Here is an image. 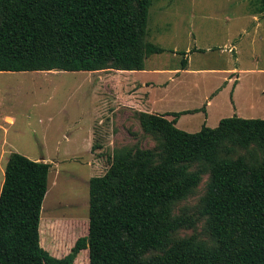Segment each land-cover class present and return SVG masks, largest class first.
<instances>
[{"label": "trees", "instance_id": "obj_1", "mask_svg": "<svg viewBox=\"0 0 264 264\" xmlns=\"http://www.w3.org/2000/svg\"><path fill=\"white\" fill-rule=\"evenodd\" d=\"M152 1L0 0V71L144 69L146 54L166 50L143 42ZM195 111H133L157 150L116 151L106 171L89 178L88 233L62 257L39 243L50 163L11 152L0 189V264H74L85 248L88 264H264V118L232 115L192 132L175 125ZM234 147L244 153L221 156ZM205 171L201 214L210 247L193 236L170 238L193 224L172 206ZM74 221L72 235L83 218Z\"/></svg>", "mask_w": 264, "mask_h": 264}, {"label": "rangeland", "instance_id": "obj_2", "mask_svg": "<svg viewBox=\"0 0 264 264\" xmlns=\"http://www.w3.org/2000/svg\"><path fill=\"white\" fill-rule=\"evenodd\" d=\"M262 9L264 6L260 0H153L143 42H153L166 50L146 54L144 63L149 69H155L152 66L157 65L179 67L186 55L183 51L201 48L204 51L187 52L190 53V66L221 69L231 65L235 52L231 51L230 45L239 41V65L264 68ZM215 47L225 54L213 51ZM170 68L151 70L153 73L147 77L163 83L171 76L167 73ZM217 69L202 75L180 74V85L174 83L171 88L176 86L174 89L180 88L181 93L172 98L170 104L178 108L195 106L206 90L222 83L225 73ZM121 72L112 68L45 76L0 72V189L11 152L21 153L30 159L41 155L52 158L45 160L50 167L39 219V243L53 256H64L79 237L88 233L89 178L102 175L116 151L135 147L157 150L156 136L141 129L137 115L120 112L119 89L122 82L143 79L138 74ZM243 76V81L258 79L256 82L264 83V70L258 74L244 73ZM152 92L159 94L160 87ZM102 102L108 118L101 127L92 123L91 129L88 119L83 116L69 122L71 114L85 111L88 115ZM61 108H66L68 114L55 117L52 123L34 120L33 112ZM259 115L263 116L255 117L264 118V114ZM27 117L32 118L27 122ZM197 130L199 128L194 125L186 131ZM67 134L69 137L64 139ZM243 153V149L234 147L230 154L223 150L221 156L233 157ZM198 165L194 162L191 169ZM208 180L209 174L205 171L198 184L173 203V214L186 215L193 224L172 232L171 239L193 236L197 243L206 247L214 244L206 216L201 214ZM74 218H83V223L81 231L72 235ZM42 223L44 235L41 234ZM42 237H45L43 244ZM88 258V249H81L74 264H88Z\"/></svg>", "mask_w": 264, "mask_h": 264}, {"label": "crops", "instance_id": "obj_3", "mask_svg": "<svg viewBox=\"0 0 264 264\" xmlns=\"http://www.w3.org/2000/svg\"><path fill=\"white\" fill-rule=\"evenodd\" d=\"M238 42L231 44V51L234 50L235 57L231 61V65L224 66L225 68H208L206 66L191 67L190 66V53L185 51V59L187 60L184 68L179 67H161V66H152L155 69H149L144 63V69L140 70H120L123 71V74H138L141 75L140 80H129L122 82L119 91V107L122 109L120 112L128 115L133 111H144L148 113H168L172 111H180L185 109L197 108L195 112H189L181 114L177 119L175 125L179 128L190 130V127L194 125L196 128H201L203 124L209 127H215L219 120L223 117H228L236 115L243 118H256L255 116H263L259 114H264V83H260L256 80L243 81L244 73H253L258 74L264 70V68L252 69L244 65H239L238 62ZM220 46V45H219ZM223 46V45H222ZM201 49V48H200ZM215 49L213 51L225 54ZM204 51V49H203ZM225 51V49L223 50ZM168 69V74L171 76L168 80H165L163 83L156 82L155 79L147 77L151 70L158 69ZM217 69L223 70L225 76L223 81L216 88H210L201 97V101L197 102L195 106L191 107L186 105L185 107H176L170 104L172 98H177V94L181 93L180 88L175 90L171 88L173 84L178 86V78L180 74H190V75H199L207 72L208 70ZM85 71V70H79ZM100 71V70H96ZM4 73H22V74H40V75H50V74H61L63 72H72L67 70L60 69H51V70H33V71H0ZM140 78V79H141ZM160 87L159 94H153V89ZM170 87V90L168 89ZM151 89V90H150ZM120 92L122 94H120ZM227 95L229 96L227 98ZM224 96V97H223ZM228 99V100H227ZM201 107H204V110H201ZM66 108H61L58 110H47L46 112H33L34 120L37 122L47 121L52 123L55 120V117H64L66 116ZM85 111H78L74 114H71L69 117V122L73 123L78 120L80 116H83L88 119L89 124L96 123L100 127L104 125L107 121V113L103 110V102L98 108H96L92 113L85 115ZM120 115V113H119ZM32 116V117H33ZM87 116V117H86ZM31 117V118H32ZM168 119L172 118V115L166 114ZM30 117H27L26 121L28 122ZM259 118V117H258ZM196 119V121H195ZM124 121V120H123ZM68 127L72 125H67ZM92 134V132H91ZM63 136L64 139H67ZM52 159V158H51ZM46 158L44 155L39 157H34L33 160H51ZM55 159V158H54ZM57 159V158H56Z\"/></svg>", "mask_w": 264, "mask_h": 264}]
</instances>
